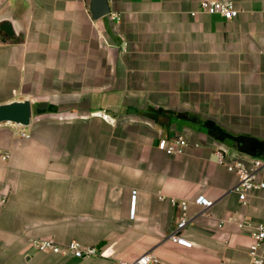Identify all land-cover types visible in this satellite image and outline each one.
<instances>
[{"label": "crops", "instance_id": "obj_1", "mask_svg": "<svg viewBox=\"0 0 264 264\" xmlns=\"http://www.w3.org/2000/svg\"><path fill=\"white\" fill-rule=\"evenodd\" d=\"M232 1L226 19L200 0H110L99 18L90 0H0L15 31L0 28V103L32 106L30 125L0 123V264L247 261L264 189L241 202L214 151L264 160V0ZM179 134L185 153L159 148ZM184 212L192 247L169 237ZM33 238L107 255L42 252Z\"/></svg>", "mask_w": 264, "mask_h": 264}, {"label": "built area", "instance_id": "obj_2", "mask_svg": "<svg viewBox=\"0 0 264 264\" xmlns=\"http://www.w3.org/2000/svg\"><path fill=\"white\" fill-rule=\"evenodd\" d=\"M200 7L203 11L212 14H220L226 19H232L239 15L240 10L232 0H200ZM96 116L102 117L105 120L114 122V118L101 110L93 113ZM20 134L25 137H30L29 133L21 131ZM160 149L167 154L178 155L186 152L189 146V141L182 135H176L172 139L161 137L158 143ZM216 161L223 164L226 168L234 172L238 176V182L233 187V190L238 194L241 202L246 203L250 194L254 191L264 189V180L260 178V171L264 166L262 158H255L251 164H247L241 159H230L226 152L222 149L214 151ZM10 157L8 153L3 154V159L7 160ZM196 202L203 206H210L212 200L201 195L196 198ZM188 204L183 201V210L186 211ZM135 212V195L131 208V214ZM188 224V218L184 212V216L173 230L169 237L184 246L192 247L194 242L180 234V231ZM31 244L39 251L52 252L56 254H72L78 258L90 256H105L107 255L104 249H100L95 245H83L75 240L61 244L54 238H33ZM157 261V258L152 253H145L134 260H118L115 264H152ZM244 264H264V220L257 223L252 235V242L248 248V258Z\"/></svg>", "mask_w": 264, "mask_h": 264}, {"label": "water", "instance_id": "obj_3", "mask_svg": "<svg viewBox=\"0 0 264 264\" xmlns=\"http://www.w3.org/2000/svg\"><path fill=\"white\" fill-rule=\"evenodd\" d=\"M90 9L94 18L107 15L111 12L110 0H90ZM9 35L15 33L9 22L0 24ZM32 121V106L27 98L14 99L0 103V123H12L17 126H28Z\"/></svg>", "mask_w": 264, "mask_h": 264}]
</instances>
